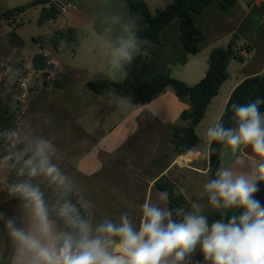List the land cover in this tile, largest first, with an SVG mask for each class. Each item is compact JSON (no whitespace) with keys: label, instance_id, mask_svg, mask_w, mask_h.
I'll return each instance as SVG.
<instances>
[{"label":"clouds","instance_id":"clouds-1","mask_svg":"<svg viewBox=\"0 0 264 264\" xmlns=\"http://www.w3.org/2000/svg\"><path fill=\"white\" fill-rule=\"evenodd\" d=\"M140 31L139 17L119 0H99L82 43L115 80L149 44ZM2 76L15 84L22 70L8 65ZM9 93L0 91V99ZM116 102L135 106L131 96ZM262 104L259 97L233 103L231 126L219 118L205 129L200 157L210 158L218 144L235 161L218 167L190 206L172 209L168 191H158L138 216L124 211L116 219L97 217L77 179L61 167L58 136L44 132L56 126L51 113L0 126V175L12 177L0 180V264H264V203L256 195L264 184ZM9 107L18 111L15 102ZM209 210L220 218L210 220Z\"/></svg>","mask_w":264,"mask_h":264},{"label":"crops","instance_id":"crops-1","mask_svg":"<svg viewBox=\"0 0 264 264\" xmlns=\"http://www.w3.org/2000/svg\"><path fill=\"white\" fill-rule=\"evenodd\" d=\"M14 1L20 2L15 5L18 7L37 0ZM68 1L71 8L64 15L67 19L66 29H75L77 36L86 35L87 17L90 11L98 6L99 0H76L80 6L86 4V9H82L78 4L74 5L73 0ZM86 1L88 2L86 3ZM132 1H144L149 9L151 8L150 0ZM119 3L124 11L129 12L127 0H119ZM7 10L9 9H5L0 14ZM19 17L0 19V33L8 35L9 31L6 28L17 24ZM194 21L205 35L198 54L190 55L184 48L180 37L181 23L176 20L164 31L162 43L154 47L153 55L143 59L140 75L147 78L159 73L170 72L173 77L182 80L188 86H194L207 73L211 51L218 47L226 48L230 40L237 35L239 45L243 47L242 55L246 60L237 64L235 61L230 63L229 79L222 85L218 96L211 101L209 107L215 99L221 97L215 112V122L221 118L234 89L245 79L264 73V0H238L229 10H222L218 5L211 4L201 14L195 15ZM41 42V40H36L39 48L27 61L22 60L25 64H29L32 57L41 52ZM10 44L11 42H9V46ZM80 47L81 45H79ZM247 47L250 48L249 51L246 50ZM52 60L58 64V71L52 78L56 79L61 91L69 90L71 93L70 97H66L68 101L64 97V104L61 108L62 133L56 141L57 148L62 151L64 158L61 167L77 179L87 196L90 195V192L88 191V193L86 189H89L90 186L92 189L94 188L95 179L100 173H103V178L106 177L104 181L108 188L117 189V186L112 184V178H126L131 186L130 189H135L137 192L142 188H145L147 193L155 189V181L162 175H167L174 167V163L170 162L168 166L163 165L158 168L156 161H148L147 150L149 147H156L160 141L163 142L166 128L171 129L172 126L180 124V116L189 109V104L180 101L174 92L168 89L146 105L135 103L137 106L131 113H122L120 107L124 105L116 102L120 96L113 91L103 94L96 93L94 101H90L92 109L89 111V119L86 120L84 119L86 105L80 98L83 95H90L86 91H91L87 87V83L91 80L83 77L82 70L66 67L59 59ZM101 63L102 61L100 66ZM232 70L234 72L231 73ZM123 78L117 77L112 80L101 73V77L96 80L108 79L113 82H122L125 79ZM80 82L82 84L78 85ZM33 91L34 89L31 88L28 99L31 98ZM222 91H224L223 95ZM28 111L29 105L22 106V115ZM98 120L112 121L106 128L101 129ZM166 124L169 126L165 127ZM100 133H102V138ZM137 133H141V135L146 133V142L129 144L130 139ZM147 141L150 143L149 146ZM199 149L200 145L198 151ZM246 151L251 153L250 149ZM163 155L162 153L161 156ZM157 158L159 159V157ZM220 159L221 165H234L235 157L230 152L222 151ZM131 162L136 167H133ZM127 163L135 169L131 167L129 169ZM158 170L159 172H157ZM151 171L154 172L152 176H150ZM203 173H208V169H205Z\"/></svg>","mask_w":264,"mask_h":264},{"label":"trees","instance_id":"trees-1","mask_svg":"<svg viewBox=\"0 0 264 264\" xmlns=\"http://www.w3.org/2000/svg\"><path fill=\"white\" fill-rule=\"evenodd\" d=\"M237 2L238 0H172L169 5L157 10L154 14L150 11L146 2L127 0L129 12L139 17L141 29L139 35L147 39L149 44L137 57L135 63L125 70L126 77L122 82L101 79L88 82L87 87L99 94L113 91L120 97L131 96L132 101L139 105H146L168 89H172L180 101L190 106L188 110L181 114L180 124L172 126L173 153L177 158L198 151L201 139L197 134V127L206 116L211 101L218 96L222 85L229 79L228 68L230 63L232 61L242 63L246 60L245 56L242 55L243 47L239 45V37L235 35L226 48L218 47L211 51L207 73L194 86H188L182 80L173 77L170 72L144 78L140 75V66L146 56L153 55L154 47L162 43L164 31L176 20L181 23L180 37L184 48L190 55L198 54L201 44L205 40V35L197 27L194 16L201 14L211 4L218 5L222 10H229ZM47 3L48 0H37L30 4L14 7L4 12L0 19H12L35 5H47ZM49 7L44 9L39 20L40 24L55 20L60 15L55 9ZM63 39L67 44L77 43L78 36L75 29L67 30ZM53 43L57 51H64L65 47L62 46L61 42L55 40ZM41 50H45L44 46H41ZM246 50L249 51L250 48L247 47ZM53 81L58 86V82L55 79ZM5 88H10V93L6 99H0V126L10 125L18 119L21 113L20 106H17L18 111L16 112H13L9 107L10 102H15L13 100L15 89L11 84H0V91ZM258 97L264 99V73L245 79L234 89L227 103V111L224 109L221 116L224 125L231 126L233 123L231 120V104L250 103ZM15 104L17 105V102ZM261 111L264 112V104L261 105ZM213 146L217 151L208 158V173L212 176H214L217 168L221 166L222 152L220 145L214 144ZM10 179L12 177H8V180ZM155 189L168 191L170 198L167 203L172 209L190 206V202L181 189L166 174L155 181ZM207 214L210 220L220 218L219 213L215 211L207 212ZM177 219L179 218L177 217Z\"/></svg>","mask_w":264,"mask_h":264},{"label":"rangeland","instance_id":"rangeland-1","mask_svg":"<svg viewBox=\"0 0 264 264\" xmlns=\"http://www.w3.org/2000/svg\"><path fill=\"white\" fill-rule=\"evenodd\" d=\"M87 2L88 1H86V3ZM170 2H172V0H150L151 12L155 14L157 10L163 9L164 7L169 5ZM16 3L20 2H15L14 0H0V13L5 11V9L15 7ZM72 3L74 5L78 4L76 0H73ZM78 6L82 9H86L87 7L86 4H83L81 6L78 4ZM45 8L48 9V5H35L31 7L29 10L19 15L20 17L17 20V24H12L10 28H6V30L9 31L8 35L0 33V60L6 62H15L22 60L27 61L39 48L35 40L36 38L42 41L40 44V49L41 46H44L45 48V50H41V52H48L50 54L49 60L59 59V61L66 67H74L82 70L81 73L87 80L95 81L96 79H98V77H101V59L98 56H94V54L89 52L86 46L83 45L82 41L85 35H78L79 44L66 43L67 46H64V52L58 53V51L54 47L53 42L55 40H58L61 43L65 42L63 36L67 33V19L64 15H59L55 20H49L44 24H40L39 20ZM1 15L2 14H0V17ZM9 42H11L10 46ZM79 45H81L80 48ZM74 51L76 52V55ZM237 63L239 62H236L235 64ZM232 72H234V70H232L231 73ZM34 74L35 76L32 77L29 84L30 89L32 88L34 89V91L31 94V98L26 99L25 103L22 105L23 107L29 105V111L28 113L22 115L21 106V116L19 119L30 116L38 111L51 113L56 126L54 128H45L44 132L45 134H56L58 138H60V135L62 133L61 108L64 104V97H70L71 93L69 90L61 91L59 86H57L53 81L55 78L47 81V85L44 86L46 79L43 77V75H39V73L38 75L36 73ZM123 76L125 78L126 71L122 74V76L118 77L122 79ZM6 83L9 84V82ZM81 84L82 82H80L78 85ZM11 85L15 89V92H17L16 83ZM86 92H89L90 95H83L80 100H82V102H84V104L86 105V113L84 115V119L88 120L89 111L92 109L90 101H94L95 96L97 95L93 91ZM223 94L224 91H222V95ZM219 99H215L212 102L211 106L206 112V116L197 127V134L201 139L200 149L203 147V136L205 129L214 123L215 112ZM133 104L137 106L135 103ZM135 106L128 107L124 105L123 107H120L122 108L121 112L131 113V111L135 109ZM93 107L95 108V106ZM111 121L112 120H98L97 122L100 124L101 129H104L109 125ZM166 125L167 126L165 127L169 126V124ZM171 129H165V139L163 140V142L160 141L159 144H157V146L154 148H148L147 159L149 162H151L152 160L156 161V165L158 168L162 167L163 165L168 166L170 162H173L174 167L168 172L167 175L181 189L186 199L191 203L192 200L199 198V193L202 190L203 184L210 176V173H203L205 169H208V159L201 158L199 155V151H196L193 153H198V157L189 158L190 160H193L192 162L187 163L186 165L177 164L176 159L178 157L176 158L175 154L173 153L174 144ZM140 135L141 133H137L134 137H132V139H130L129 141V144H136L137 142L141 143L142 141H144L145 143L147 140L146 133L142 134L141 136ZM100 137H103L102 133H100ZM149 144L150 143L148 142V146ZM59 151L62 155V151ZM162 153L164 154L163 156H161ZM157 157H159V159ZM131 165L133 167H136L135 164H132V162ZM131 165L127 163L129 169ZM133 167L131 168L135 169ZM157 172H159V170ZM153 173L151 171L150 176H152ZM8 177L9 176L7 174L0 175V180H8ZM105 179L106 177L104 176L103 178V173H100L95 179L94 188L92 189L90 186L89 189H86L87 192H90V195H86V197L89 198L90 201L95 205L94 211L97 217L109 215L113 219H116L124 211H130L134 215L138 216L140 206L142 205L144 200L146 198H152L153 200H155L158 194L157 189H153L152 191L150 190L147 193L145 188L138 190V193L135 189H130L131 186L126 178H112V184L114 186L116 185L117 189H115L114 187L108 188L106 187L104 181ZM256 195L257 198L260 199L262 203H264V184L261 185L260 192ZM14 204L15 202L12 201L11 203L5 205V210L11 211V208ZM208 212L214 211L209 210ZM196 258L202 259L199 254H197Z\"/></svg>","mask_w":264,"mask_h":264},{"label":"built area","instance_id":"built-area-1","mask_svg":"<svg viewBox=\"0 0 264 264\" xmlns=\"http://www.w3.org/2000/svg\"><path fill=\"white\" fill-rule=\"evenodd\" d=\"M48 5L51 8L55 9L60 15L67 14V12L71 8V4L69 3L68 0H48ZM45 55L49 59L50 54L48 52H46ZM50 61H52L55 64V71L50 74L49 79L52 78L53 76H55V74L58 71L57 62L52 60V59ZM8 65H15L16 67L23 69L21 81H18L16 83L17 92H15V94L13 96V100L15 102H17V106L21 107L25 103V100L28 99V97H29V94H30L29 84H30V81H31L32 77L35 76L34 73H36L37 75H38V73H39V75H43V73L35 72L32 69V66L30 65V63L29 64H25L24 62H21V61H15V62H12V61H7V62L6 61H0V84L9 82L6 76H2V74L4 72V69H5V66H8ZM43 77H44V75H43ZM20 116H18L17 120H19ZM187 155L179 156L176 159V163L179 164V165H183V164L186 165L187 163L192 162L193 160H190V159L186 160L185 159V157Z\"/></svg>","mask_w":264,"mask_h":264},{"label":"water","instance_id":"water-1","mask_svg":"<svg viewBox=\"0 0 264 264\" xmlns=\"http://www.w3.org/2000/svg\"><path fill=\"white\" fill-rule=\"evenodd\" d=\"M48 59V57L43 52L36 53L30 60V65L35 72L43 73L46 82L44 86L47 85V80L50 74L55 71V64ZM22 71L23 69L20 68Z\"/></svg>","mask_w":264,"mask_h":264},{"label":"bare ground","instance_id":"bare-ground-1","mask_svg":"<svg viewBox=\"0 0 264 264\" xmlns=\"http://www.w3.org/2000/svg\"><path fill=\"white\" fill-rule=\"evenodd\" d=\"M190 157L197 158V157H198V154L189 153V154L185 157V159H186V160H189Z\"/></svg>","mask_w":264,"mask_h":264}]
</instances>
